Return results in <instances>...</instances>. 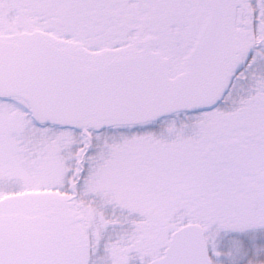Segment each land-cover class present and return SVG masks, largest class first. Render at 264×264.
I'll return each instance as SVG.
<instances>
[{"label":"snow or ice","instance_id":"snow-or-ice-1","mask_svg":"<svg viewBox=\"0 0 264 264\" xmlns=\"http://www.w3.org/2000/svg\"><path fill=\"white\" fill-rule=\"evenodd\" d=\"M0 264H264V0H0Z\"/></svg>","mask_w":264,"mask_h":264}]
</instances>
